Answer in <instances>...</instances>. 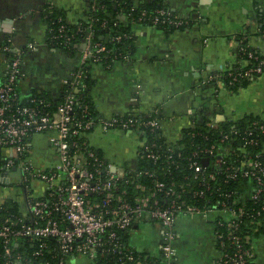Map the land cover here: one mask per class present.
<instances>
[{"label": "built area", "instance_id": "built-area-1", "mask_svg": "<svg viewBox=\"0 0 264 264\" xmlns=\"http://www.w3.org/2000/svg\"><path fill=\"white\" fill-rule=\"evenodd\" d=\"M94 5H92V8ZM145 12H143L144 14ZM147 24L155 26H181L187 22L172 15L165 7H158L148 16ZM146 18V19H147ZM139 22L146 23L144 17ZM58 33L50 34L54 45L67 48L72 39V33L66 32L65 23L56 19ZM50 31L52 27L50 25ZM119 39L120 36H116ZM29 48L33 45L28 44ZM248 45L240 46L249 58L257 60L244 70L229 72L228 85L240 83L243 78L264 76V59H260L254 50H248ZM68 49V48H67ZM4 53L10 52L6 70L0 80V204L5 199L14 201L21 214L20 218L7 216L0 219V241L6 260L1 264H19L23 259L17 253L12 259V245L21 238H27L37 243L33 254L41 256L44 252L57 257L54 264H66L73 255H84L95 261L98 257L113 260L114 264H172L174 256L173 241L175 238L174 222L177 214L187 212L206 216L217 212L214 221V234L221 247L220 264H251L254 262L253 236L239 225L244 219L251 218L254 222L252 230L260 231L264 237V222L256 219V215L264 214L262 205L255 214L248 213L242 206H232L223 200L209 198L200 205L187 203L180 192H177L175 182L165 183L156 180L152 186H147L134 180V173H148L139 170V166L130 164L115 165L103 154H98L86 140L88 133L99 126L102 130L120 129L139 132L140 140L136 150L137 157L146 155L154 162L164 157L167 164L178 162L173 156H180L176 151V141H168L162 136L160 118L156 115L143 117L133 113L116 114L99 117L98 120H80L72 114L73 96L67 92L68 87L78 88L83 76L80 70L83 65L94 66L126 58L127 53L112 55L109 60H101L102 52L109 50L99 43H91L89 36L82 43L79 52V66L68 79L63 80V99L59 101L53 112H43L38 104L47 105L42 94H33L37 104H21L18 102L19 92L16 82L21 74L22 50L13 48L10 40L1 46ZM32 95V96H33ZM61 95V94H60ZM30 96V97H32ZM86 111V108L84 109ZM261 116H264L261 115ZM196 122H190L186 128L194 129ZM209 128H217L214 121H206ZM184 128V129H186ZM146 129L152 133V138L146 135ZM156 130L164 138L166 144L163 151L154 136ZM46 135L49 146L55 151V162L36 164L32 159V138L36 134ZM200 134L192 132L191 136ZM218 143L224 144L225 151L214 143L198 147L192 154L200 155L198 160H191L188 168L191 175L198 180L200 189H194V198L204 197L210 190L208 179L214 180L220 169L227 172V178H235V172L240 169L241 177H248L253 182L251 197L264 200V123L251 121L244 128L243 145L238 147L243 158L237 164L228 161L232 154L229 132L219 131ZM181 134L178 140H181ZM177 140V141H178ZM246 145L258 146L250 151ZM207 159V163L203 160ZM210 164L213 170L206 171ZM133 182V188L144 192L133 196V200L125 198L126 186L118 183L125 178ZM150 174V173H148ZM186 175L185 177H189ZM185 184H180L185 191ZM160 193V197L157 194ZM230 193L226 194L230 198ZM262 210V212H261ZM243 217V220L241 219ZM148 218L162 226V240L159 254L135 250L130 244L119 239L118 232L128 231L141 219ZM137 220V221H136ZM8 257V258H7ZM36 264H51L43 260Z\"/></svg>", "mask_w": 264, "mask_h": 264}, {"label": "crops", "instance_id": "crops-1", "mask_svg": "<svg viewBox=\"0 0 264 264\" xmlns=\"http://www.w3.org/2000/svg\"><path fill=\"white\" fill-rule=\"evenodd\" d=\"M135 1L163 4L187 23L177 27L130 24L133 48L128 56L91 67L89 95L99 117L156 115L162 136L177 141L192 121L235 122L264 114V76H254L236 90L225 83L228 73L245 63L241 44L264 53V0ZM92 5L90 0H0V80L7 65L1 46L10 40L13 48L22 50V96L40 93L57 98L63 80L79 66V55L53 44L49 17L52 14L73 26L86 19ZM86 138L113 164L138 165V131L95 126ZM31 145L36 164L55 162L45 134L34 135ZM216 217L217 212L177 214L172 264H220ZM161 240L162 226L148 218L135 223L128 235L135 250L156 256ZM252 245L254 263L264 264V237H254ZM66 264L99 263L73 255Z\"/></svg>", "mask_w": 264, "mask_h": 264}, {"label": "trees", "instance_id": "trees-1", "mask_svg": "<svg viewBox=\"0 0 264 264\" xmlns=\"http://www.w3.org/2000/svg\"><path fill=\"white\" fill-rule=\"evenodd\" d=\"M94 2V7L89 9L87 13V17L85 20L80 21L78 24L73 26L67 25L65 23L66 32L68 34L72 33V39L70 44L68 45V49L72 50L75 53L80 52L82 48V43L87 36H89L91 43H99V45L104 46L105 49L109 50V53L102 52L100 54L101 60H109V57L112 55H120L127 52H131L133 48V37L130 32V24L134 21L139 22V17H144V20L148 21V16L153 14V10L158 7H165L163 4L156 2H136L135 0H90V3ZM143 12H145L143 14ZM147 18V19H146ZM56 17L51 14L49 17V22L52 27V31L50 34L58 33V25L56 24ZM127 19V23L125 24L122 20ZM262 31L264 34V26L262 27ZM116 36H120L119 39H116ZM245 44V43H243ZM241 44V45H243ZM240 45V46H241ZM248 50H254L260 59H264V53H261L251 47L248 46ZM7 59L11 57L10 52L5 53ZM242 58L244 60V64L239 66L237 69L231 71L235 72L238 70H244L245 67L252 66L257 63V60L253 58H249L247 56L246 51H241ZM91 65H83L80 67L82 71V78L78 84L77 91L74 90V87H68L67 92H70L74 98L73 102V110L72 114L76 117L80 118V120L94 119L98 120V112L96 111L90 95L89 89L91 86ZM21 75L18 76L16 82V89L19 92L18 102L21 104H37L34 100V95L32 97H23L20 92L19 80ZM229 80V76L225 77V83L230 89H238L243 87L249 79L243 78L240 83H236L234 85H228L227 82ZM65 93V92H64ZM59 95L57 98H50L46 94H42V97L46 98L48 104H38L41 106L43 112H53L56 104L63 99V94ZM86 108V111L84 109ZM126 114H124L125 116ZM257 120L260 123H264V116L261 115H249L243 119L236 120L235 122L226 121L224 123L217 122V128H209L205 122H196L194 129L186 128L182 131V139L176 141V151L180 152V156H173V158L178 160V162L167 164L164 162V157H162L158 162H154L151 158L146 155L140 154L138 156V166L139 170L145 171L148 173H139L137 176L132 173L134 176V180L136 182H140L147 186H152L156 180L163 181L165 183L175 182L177 184V192L182 194V197L186 200L187 203H194L197 205L208 203L205 202V199L209 198L210 203L214 201V199L223 200L225 203L232 206H242L246 210V212H250L255 214L259 208L264 205L263 198L254 199L251 197L253 192V182L251 178L241 177V170L238 169L235 172V178L230 179L227 178L223 169H220V173L216 174V178L214 180L208 179V184L210 186V190L205 191L204 197L194 198L192 197L191 192L194 189H200L198 180L194 179L191 175V170L188 168V164L191 160H198L200 162L199 154H192V151L196 150L198 147H202L204 145H210L214 143L216 147H219L222 151H225V146L218 143L219 131L222 130L224 132H229L230 134V146L232 147L231 157L229 156L228 161L233 164H237L239 159L243 158V154L239 152L238 147L243 145L244 128L251 122ZM200 132L195 136H191L192 132ZM146 135L149 138H152V133L146 129ZM154 136H156V140L160 147H155V150L163 151L165 149L166 144L164 143V138L159 134V130H156ZM264 139V135H261ZM87 141L81 140L80 142ZM246 148L250 151H255L258 146L246 145ZM96 153H102L96 149ZM206 171L213 170L212 166L208 164L206 166ZM186 175H190L189 177H185ZM127 181L122 179L118 182L121 187H125L127 189V193L125 194V198L129 200H133V196L138 194H143L142 191H136L133 188V182L128 178V174L125 177ZM189 182L186 186V190H181L180 184H185ZM230 193V198L226 196V194ZM157 197H160V193L157 194ZM262 212V210H261ZM7 216H12L15 218H20L21 214L18 211L17 204L10 200L5 199L3 203L0 204V219L5 218ZM256 219H260L264 222V214L256 215ZM243 220V217L241 218ZM137 221V220H136ZM137 223V222H135ZM135 223L129 228L128 231H120L119 239L128 243V235L129 231L135 226ZM246 225V233H249L251 236L257 237L260 235L259 229L258 231L252 230L254 226V222L251 221V218L244 219L243 222L239 225V230L244 229ZM253 237V238H254ZM37 243H33L29 241L27 238H21L17 242L12 245V256L10 259L17 253L21 254L23 259L19 264H36L43 260H49L51 264L56 263L57 257H52V254L44 252L41 256H36L33 254ZM8 258V257H7ZM108 260L105 257H98L95 262L99 264H114L113 260ZM6 260L5 254L3 252V247L0 241V264ZM15 264V263H13ZM251 264H255L252 262Z\"/></svg>", "mask_w": 264, "mask_h": 264}, {"label": "water", "instance_id": "water-1", "mask_svg": "<svg viewBox=\"0 0 264 264\" xmlns=\"http://www.w3.org/2000/svg\"><path fill=\"white\" fill-rule=\"evenodd\" d=\"M75 91H77V88L75 89ZM203 162L204 163H207V159H204Z\"/></svg>", "mask_w": 264, "mask_h": 264}]
</instances>
